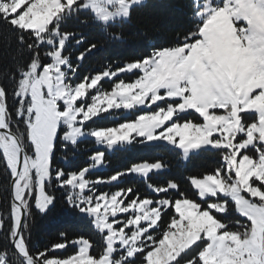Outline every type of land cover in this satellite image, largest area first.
Here are the masks:
<instances>
[{"label": "snow or ice", "instance_id": "obj_1", "mask_svg": "<svg viewBox=\"0 0 264 264\" xmlns=\"http://www.w3.org/2000/svg\"><path fill=\"white\" fill-rule=\"evenodd\" d=\"M146 7L145 0H0V33L28 55L5 73L11 88L0 82V264H264V0H194L190 27L74 81L103 42L66 55L86 42L69 22L94 23L119 40L108 28L134 24ZM137 31L148 35L143 25ZM134 71L135 79L120 78ZM105 79L115 81L110 90ZM121 109L138 114L89 127ZM85 137L110 151L163 144L184 161L210 153L217 166L187 177L199 202L175 180L147 182L166 168L161 160L95 179L90 170L107 163L105 151L76 171L57 166V152L77 150ZM131 175L144 178L150 194L135 186L97 191ZM57 193L68 211L91 219L98 254L91 238L64 231L42 251L29 247L34 214L47 216ZM231 209L242 219L225 222ZM68 248L72 254L52 255Z\"/></svg>", "mask_w": 264, "mask_h": 264}, {"label": "trees", "instance_id": "obj_2", "mask_svg": "<svg viewBox=\"0 0 264 264\" xmlns=\"http://www.w3.org/2000/svg\"><path fill=\"white\" fill-rule=\"evenodd\" d=\"M145 3L148 7L140 11L134 24L114 23L108 28L109 33H118L122 36V39L119 40L109 38L107 33L94 23L83 25L77 21L69 22L68 30L83 34L86 42L78 46L74 43L69 45V51L65 53L66 55L70 54L75 59L78 52L87 47L88 42H103L100 51L95 55L88 56L81 64L79 76L76 77L78 80L83 75L103 71L108 65H112L113 68L120 66L125 61L142 55L144 50L149 48V45L163 42L166 38L175 35L176 32L182 31L185 27H190L189 21L193 19L192 7L194 6V0H146ZM167 5L171 7H167ZM81 19H84V17L82 16ZM137 25L145 26L148 35L144 36L142 33H138ZM17 48L15 38L9 39L7 30L0 33V82L7 84L9 88L12 85L5 73L14 72L18 64L23 65L28 62L27 53H18ZM98 124L101 126L110 125L105 120ZM13 130H15V126ZM94 145L95 142L92 139L82 140L79 142L78 149L73 150L71 153L57 152L55 163L66 171H76L90 163L89 157L93 151L97 150ZM65 156H67V159H64ZM105 159L107 163L104 164V168L101 171L90 172L89 177H107L132 163L161 160L166 168L155 174H150L147 182L163 185L168 180H175L180 184L181 191L185 192L189 198H195L197 201H199L198 195L189 185L187 177L202 176L217 166V158L213 154L193 155L186 162H183L177 151L163 144L154 148L140 145L130 147L127 150L117 148L115 151L105 152ZM2 175L3 164L0 163V177ZM147 182L138 176L131 175L123 177L118 183L113 182L112 185H102L100 187L102 191L111 192L117 190V188L135 186L142 195H145L150 194L147 189ZM57 197L56 207L47 216L34 214L29 234V247L32 250L39 249L42 251L45 246L50 247L51 243L58 242L59 233L64 231L69 239L79 235L91 238L95 242L93 251L98 254L101 238L94 229L90 218L74 211H68L60 202L59 193H57ZM3 207V199L0 196V211H3ZM222 218L225 222L242 219L234 209H231ZM3 243V239L0 238V250L3 248ZM72 251L71 248H68L66 251L53 252L52 255L63 257L72 254ZM190 256L191 253H189L188 258Z\"/></svg>", "mask_w": 264, "mask_h": 264}, {"label": "rangeland", "instance_id": "obj_3", "mask_svg": "<svg viewBox=\"0 0 264 264\" xmlns=\"http://www.w3.org/2000/svg\"><path fill=\"white\" fill-rule=\"evenodd\" d=\"M145 2H146V0H145ZM200 2H202V0H200ZM215 2H216V0H213V3H215ZM138 75H139V72L138 71H134V72H129V73H123V74H121L120 78L121 79H124L125 81H131V80L135 79L136 76H138ZM73 80L74 81H78V79L76 77H74ZM114 82H115L114 80H107V79H105L104 81L101 82V86L105 90H110L111 89V86H112V83H114ZM92 94H94V92ZM136 114H138L137 110H123V109H121V110H112L109 113H102V114H100V116L98 118H94L93 122H90L89 123V127L90 128H96V127L113 126V125H115V124H117L119 122H122L125 119H133ZM102 120L107 121L108 123H110V125H107V126H101V125H99L98 123H101ZM61 135H62V133H61ZM86 139H92V140H94V138L85 137V138H82L80 141L86 140ZM94 147L97 150H102V151H105V152H112L110 150L103 149L101 146H98L96 144L94 145ZM183 162H186V161L183 160ZM103 168H104V165L103 166H97L96 168L91 169L90 172L101 171ZM88 178L89 179H95L96 177H88ZM140 178H142V177H140ZM142 179H144V178H142ZM97 191L98 192L99 191H102V189H101V187L99 185L97 186ZM104 191L105 192H108L107 190H104ZM198 199H200V198L198 197ZM137 264H139V261H137Z\"/></svg>", "mask_w": 264, "mask_h": 264}]
</instances>
